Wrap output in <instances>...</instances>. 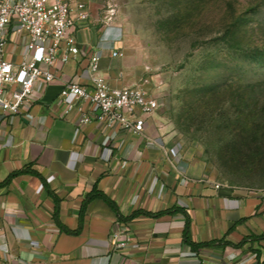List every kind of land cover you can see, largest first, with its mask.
<instances>
[{"label":"crops","instance_id":"0c3cea01","mask_svg":"<svg viewBox=\"0 0 264 264\" xmlns=\"http://www.w3.org/2000/svg\"><path fill=\"white\" fill-rule=\"evenodd\" d=\"M80 1L87 19L75 29L79 44L99 48V74L110 85H131L108 56L116 38L106 27L95 32L92 0ZM20 52L11 45L8 59L18 63ZM85 66L82 57L56 64L54 80L36 87L28 106L0 117V264H264V239L240 244L264 234V197L183 173L162 147L153 113L139 134L94 121L78 126L77 109L88 105L60 93ZM92 191L117 213L100 198L81 212ZM171 207L179 211L128 219ZM186 221L189 242L223 244L190 250ZM116 223L126 229L120 249L108 243Z\"/></svg>","mask_w":264,"mask_h":264},{"label":"rangeland","instance_id":"374dc122","mask_svg":"<svg viewBox=\"0 0 264 264\" xmlns=\"http://www.w3.org/2000/svg\"><path fill=\"white\" fill-rule=\"evenodd\" d=\"M90 15L119 80L155 97L176 166L264 197V0H92Z\"/></svg>","mask_w":264,"mask_h":264},{"label":"built area","instance_id":"2783aa9c","mask_svg":"<svg viewBox=\"0 0 264 264\" xmlns=\"http://www.w3.org/2000/svg\"><path fill=\"white\" fill-rule=\"evenodd\" d=\"M87 19L80 0H0V117L17 115L34 98L36 87L54 80L56 64L64 65L82 57L85 68L67 82L60 93L86 103L78 126L92 121L108 129L118 127L132 134L143 130L144 116L157 109L155 97L142 83L116 87L99 74L101 51L80 45L75 29ZM11 45L21 48L18 63L8 59ZM111 59L121 55L108 50ZM79 80L89 84L82 87ZM70 106H67V110ZM110 151H107V156ZM126 229L115 224L108 243L115 249L125 246Z\"/></svg>","mask_w":264,"mask_h":264},{"label":"trees","instance_id":"16d2710c","mask_svg":"<svg viewBox=\"0 0 264 264\" xmlns=\"http://www.w3.org/2000/svg\"><path fill=\"white\" fill-rule=\"evenodd\" d=\"M14 176L11 175L9 176L2 184H5L7 183L10 178H12ZM94 198H100L102 201H104L115 213H117V208L115 206V204L110 201L108 198H106L104 195H102L101 193H98L97 191H92L90 192L89 194H87L83 201H82V204H81V212L83 211L85 205L92 199ZM176 211H179L178 208L176 207H171V208H168V209H165V210H162V211H158V212H155V213H150V212H145V211H136L134 213H132L128 219H131V218H134V217H137V216H145V217H148V218H153V219H156V218H159L161 216H164V215H169L173 212H176ZM120 218V217H119ZM187 221H186V226H185V229H184V234H183V237H184V242L190 247V250H195L199 247H209V246H212L214 244H223V241L222 240H217V241H212V242H209V243H204V244H193L191 242H189L187 240ZM264 239V234H261L259 236H256V237H249L248 239H245V240H242V242L240 244H243L245 243L246 241H254V240H262ZM226 244V243H224Z\"/></svg>","mask_w":264,"mask_h":264}]
</instances>
